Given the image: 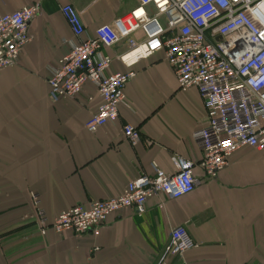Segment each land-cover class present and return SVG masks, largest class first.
<instances>
[{"label": "crops", "instance_id": "1", "mask_svg": "<svg viewBox=\"0 0 264 264\" xmlns=\"http://www.w3.org/2000/svg\"><path fill=\"white\" fill-rule=\"evenodd\" d=\"M33 3L39 13L29 25L32 40L17 64L0 70V264H157L179 225L198 245L166 264H264V154L245 146L217 177L205 175L193 134L206 125L207 108L196 87H179L163 52L129 67L117 58L127 50L125 41L104 50L113 59L108 74H136L119 118L96 132L86 128L102 104L93 83L74 98L53 102L49 96L52 67L76 41L61 5L81 11L92 35L137 1L0 0V16ZM126 123L141 132L136 146L124 136ZM175 156L195 164L201 184L190 194H161L142 214L111 215L98 235L51 228L42 234L39 208L50 223L75 204L121 195L140 174L153 175V163L175 173Z\"/></svg>", "mask_w": 264, "mask_h": 264}, {"label": "built area", "instance_id": "2", "mask_svg": "<svg viewBox=\"0 0 264 264\" xmlns=\"http://www.w3.org/2000/svg\"><path fill=\"white\" fill-rule=\"evenodd\" d=\"M136 1L129 13L98 27L92 35L87 34L81 11L72 3L61 5L76 41L52 67L51 100L74 98L91 82L102 104L87 120V130L96 132L117 120L120 106L127 101L126 85L136 73L108 74L113 59L104 50L125 41L127 50L117 58L127 66L163 52L179 87L199 90L208 120L193 138L203 151L200 166L208 178L217 177L240 148L250 146L264 154V0ZM38 13L39 5L33 3L0 16V70L19 62L32 40L29 25ZM123 133L133 146L142 141L140 130L131 123L124 125ZM174 163L175 173L153 163L154 174H140L121 195L75 204L50 223L39 208L42 234L51 228L60 234L98 235L111 215L129 209L142 214L148 201L161 194L170 198L190 194L201 184L194 162L175 156ZM32 196L38 208V195ZM197 245L186 226H176L157 264H166L172 255L182 257ZM98 250L95 247L93 252Z\"/></svg>", "mask_w": 264, "mask_h": 264}]
</instances>
